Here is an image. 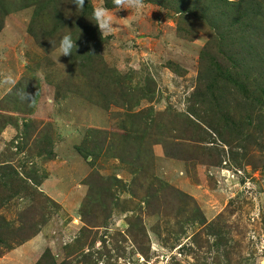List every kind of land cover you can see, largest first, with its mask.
<instances>
[{"label":"rangeland","instance_id":"obj_1","mask_svg":"<svg viewBox=\"0 0 264 264\" xmlns=\"http://www.w3.org/2000/svg\"><path fill=\"white\" fill-rule=\"evenodd\" d=\"M162 1L0 0V264H264V0L245 70Z\"/></svg>","mask_w":264,"mask_h":264},{"label":"trees","instance_id":"obj_2","mask_svg":"<svg viewBox=\"0 0 264 264\" xmlns=\"http://www.w3.org/2000/svg\"><path fill=\"white\" fill-rule=\"evenodd\" d=\"M44 1L54 3L56 0ZM151 1L158 3L164 2L162 0ZM183 2L184 0H182L181 4H185V10L178 12H183L184 14L192 15L205 21L214 31L217 46L221 50L220 54L233 63L236 69L245 70L250 66L249 64H252L247 62L244 57L246 55L243 46H247L248 44L246 42L245 32L252 30L253 35L256 30L255 20L261 9L260 3L255 2L253 8L246 6L240 9V4L231 3L228 0H186V3ZM86 4H89V0H85ZM34 36L38 38L36 35ZM85 39L87 40L86 45L88 47L90 45L89 43L92 44L99 40L95 38L94 34H89ZM245 52L248 55L252 54L249 51ZM48 257H50V254L46 252L37 264H45Z\"/></svg>","mask_w":264,"mask_h":264},{"label":"clouds","instance_id":"obj_3","mask_svg":"<svg viewBox=\"0 0 264 264\" xmlns=\"http://www.w3.org/2000/svg\"><path fill=\"white\" fill-rule=\"evenodd\" d=\"M230 2H234V0H230ZM72 3H74L78 9H83L85 5V0H72ZM112 3L114 7L117 9V11L121 9L134 10L137 13V17H136L137 19L139 18L145 6L144 0H112ZM92 15L102 35L110 34L115 30V24L113 19V16L115 14L112 13L111 10L108 9L107 7H104L103 5L95 7L93 9ZM74 48L75 49L77 48L76 40L74 41L70 34H64L62 38L59 40L56 58L58 59L61 55L63 56L72 55V50ZM0 84L15 87L17 81L15 80L12 74H8L4 76L2 81H0ZM17 94L21 101H28L30 99L29 94L25 91V87L23 89H18ZM33 100L34 98H32V102Z\"/></svg>","mask_w":264,"mask_h":264}]
</instances>
